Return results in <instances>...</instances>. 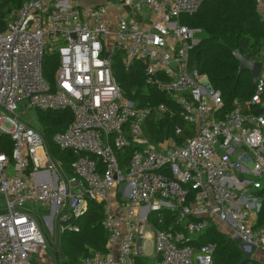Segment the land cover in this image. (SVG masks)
Returning <instances> with one entry per match:
<instances>
[{"label":"built area","instance_id":"2783aa9c","mask_svg":"<svg viewBox=\"0 0 264 264\" xmlns=\"http://www.w3.org/2000/svg\"><path fill=\"white\" fill-rule=\"evenodd\" d=\"M204 2L23 0L1 18L0 194L6 207L0 210V264H40L35 255L47 248L44 220L56 217L53 249L56 264H63L60 234L80 229L72 219L91 201L103 205L108 235L106 250L88 254L83 264H136L151 255V264H216L215 243L194 244L209 222L254 246V258L257 249L264 252V227L258 228L264 186L247 177H264V113H245L237 101L227 110L221 91L191 66L201 30L182 17ZM50 53L59 59L52 80L43 66ZM118 54L127 68L145 64V83L181 107L195 134L182 143L150 140L144 132L149 116L176 111L165 102L140 106L124 95L114 73ZM248 104L264 107V67ZM33 108L71 112L53 138L75 155L68 166L53 155L41 126L20 113ZM42 206L50 207L44 217ZM167 216L176 220L158 227Z\"/></svg>","mask_w":264,"mask_h":264},{"label":"trees","instance_id":"16d2710c","mask_svg":"<svg viewBox=\"0 0 264 264\" xmlns=\"http://www.w3.org/2000/svg\"><path fill=\"white\" fill-rule=\"evenodd\" d=\"M23 0H1L0 21L11 11L19 8ZM182 20L187 25L198 28L199 42L191 52V66L206 74L213 87L221 91L227 110H231L236 101L245 113H264V107L249 105L248 100L255 91L249 70L240 71V62L235 52L243 55L252 53V58L264 62V16L258 10L256 0H205L201 9L193 15H184ZM59 65L57 53H50L44 59V74L52 80ZM145 64L135 61L130 67L123 66L120 54L114 62V73L121 85L124 95L142 106L151 103L165 102L175 109L172 115L168 112L153 113L144 124V132L152 142L174 137L182 143L188 136L195 134V127L187 122L181 107L164 92H160L145 83ZM39 125L43 129L53 155L69 165L76 157L72 152L61 150L54 141V136L66 129L72 120L69 110H38ZM181 133H176V128ZM0 150L4 148L0 147ZM132 147L127 149L130 154ZM11 153L10 149H6ZM264 195V187L260 190ZM103 205L91 201L88 210L72 222L79 225L78 231L66 228L60 234V257L63 264H83L82 260L94 251H105L107 230L103 226ZM175 217L167 216L164 223L157 222L160 228H168ZM264 227V200L258 213V228ZM215 243L217 246L216 264H240L243 253L232 237L222 231L216 224L209 222L207 228L199 233L194 244ZM136 264H148V259L138 258ZM244 264H264L255 258Z\"/></svg>","mask_w":264,"mask_h":264},{"label":"rangeland","instance_id":"374dc122","mask_svg":"<svg viewBox=\"0 0 264 264\" xmlns=\"http://www.w3.org/2000/svg\"><path fill=\"white\" fill-rule=\"evenodd\" d=\"M197 36H201V34H198ZM20 113L25 119L29 120L35 127L39 126L40 115L37 109L34 108L31 109L29 115L25 114V112H22V110ZM3 126L8 129L11 128V125L8 122H4ZM247 177L254 181H259L261 183V186L262 187L264 186V177L260 178L259 176L253 174H247ZM5 207H6L5 197L2 194H0V210H3ZM40 213L43 217L45 215H48L50 213V207L42 206L40 208ZM44 225H45V233L47 239V248H45L42 251V253L36 254L35 257L41 259L40 264H51L50 262L56 264V255L53 248L58 246L59 225H58L57 217L51 223H48L47 221L44 220ZM147 253L152 254L151 242H149L147 245ZM257 253L260 254L259 249L256 250L255 254ZM152 258H153L152 255L150 258H148L149 259L148 264H151Z\"/></svg>","mask_w":264,"mask_h":264},{"label":"water","instance_id":"95a60500","mask_svg":"<svg viewBox=\"0 0 264 264\" xmlns=\"http://www.w3.org/2000/svg\"><path fill=\"white\" fill-rule=\"evenodd\" d=\"M235 54L240 62V71L249 70L252 74L253 82L256 83L264 67V62L254 60L252 58L251 52L243 55L240 51H236ZM232 239L238 244L243 253V259L241 260L240 264H244L250 259L254 258L253 254L256 249L254 246H252L250 249L247 248V243L244 242L238 235H233Z\"/></svg>","mask_w":264,"mask_h":264},{"label":"crops","instance_id":"0c3cea01","mask_svg":"<svg viewBox=\"0 0 264 264\" xmlns=\"http://www.w3.org/2000/svg\"><path fill=\"white\" fill-rule=\"evenodd\" d=\"M256 1H257L258 10L264 16V0H256ZM255 259L264 262V252L261 251L258 258Z\"/></svg>","mask_w":264,"mask_h":264}]
</instances>
